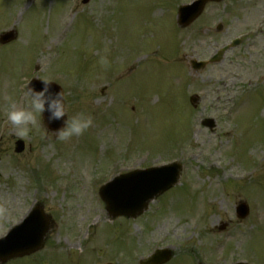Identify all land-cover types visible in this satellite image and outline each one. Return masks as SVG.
Returning <instances> with one entry per match:
<instances>
[{"label": "rangeland", "instance_id": "rangeland-1", "mask_svg": "<svg viewBox=\"0 0 264 264\" xmlns=\"http://www.w3.org/2000/svg\"><path fill=\"white\" fill-rule=\"evenodd\" d=\"M191 1L0 0V32L18 31L0 46V238L36 201L57 223L41 253L8 264H138L167 246L179 255L171 264H264V0L210 3L181 30L176 9ZM236 37L216 63L190 68ZM35 76L58 81L69 115L90 113L93 126L61 142L37 116L19 136L5 97L28 108L19 87ZM173 160L184 166L178 188L134 220L108 219L103 183ZM240 199L250 206L242 220L233 214Z\"/></svg>", "mask_w": 264, "mask_h": 264}, {"label": "clouds", "instance_id": "clouds-1", "mask_svg": "<svg viewBox=\"0 0 264 264\" xmlns=\"http://www.w3.org/2000/svg\"><path fill=\"white\" fill-rule=\"evenodd\" d=\"M108 51L107 48L104 49L105 55H102L99 61L105 67L109 65ZM37 79L42 84L39 89L31 84V80L24 84V96L28 100V108H19L13 97H5L9 103L7 120L15 126L19 136H28L31 131L28 125L35 124L37 116L43 118L45 112L49 113V123L64 118L62 126L51 132L61 142H68L73 137H80L93 126L94 118L90 113L80 111L69 115V105L63 90L55 92L50 90V86L54 83L51 77Z\"/></svg>", "mask_w": 264, "mask_h": 264}, {"label": "water", "instance_id": "water-1", "mask_svg": "<svg viewBox=\"0 0 264 264\" xmlns=\"http://www.w3.org/2000/svg\"><path fill=\"white\" fill-rule=\"evenodd\" d=\"M207 1H214V0H200V2H198L197 4H195L191 8L179 9V21H178V24L180 26H182V27H185V26H188L190 23H192L194 21V19H196L199 16V14L201 13V11H202V9L204 7V4ZM216 1H218V0H216ZM189 10H191V12ZM15 38H16L15 32H9V33L4 34V35L1 36L0 42L1 43H6V42L14 40ZM32 85L36 86L35 84H32ZM40 87L41 86H38V89ZM50 90L54 92V87L50 86ZM43 116H44V120H45L47 128H49V129H51L53 131H55L56 129L60 128L62 126V124H63V118L60 121H52L51 123H49V121H48L49 113L45 112L43 114ZM175 182H176L175 178H171L167 183L156 186V188L154 189V191L151 192V194H148V195H146V197L143 198V200H145L144 204L142 206H137L135 208H131V209L121 208L118 211L117 208L113 209L114 204H115V200L111 199L110 201H108V205L109 206L107 207V211L112 217H115V216H118V215H124V216H127V217L135 216L136 214L141 213L143 210L146 209L147 203L154 196H156L159 193H162L163 191H165L169 187L173 186L175 184ZM103 198H104V196H103ZM46 233H47V230L44 231L43 235H45ZM39 243L42 244V242H39ZM41 244H37L35 247L30 248L29 250L22 251V252H17L15 254L7 255V256H6L7 252L0 253V262H4L6 259H8V257L13 256V255H20V254H25V253H28V252H31V251H35V250H37V249H39L41 247ZM159 259H162V260L154 261V259L153 260L151 259L150 260V262H151L150 264L158 263L160 261H165V259H167V258H166V256L162 255V257L159 258Z\"/></svg>", "mask_w": 264, "mask_h": 264}]
</instances>
